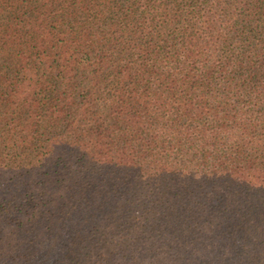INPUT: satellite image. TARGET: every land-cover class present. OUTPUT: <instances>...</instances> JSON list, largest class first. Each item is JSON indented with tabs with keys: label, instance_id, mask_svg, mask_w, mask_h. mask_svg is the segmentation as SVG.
<instances>
[{
	"label": "trees",
	"instance_id": "obj_1",
	"mask_svg": "<svg viewBox=\"0 0 264 264\" xmlns=\"http://www.w3.org/2000/svg\"><path fill=\"white\" fill-rule=\"evenodd\" d=\"M1 232L264 264V0H0Z\"/></svg>",
	"mask_w": 264,
	"mask_h": 264
},
{
	"label": "rangeland",
	"instance_id": "obj_2",
	"mask_svg": "<svg viewBox=\"0 0 264 264\" xmlns=\"http://www.w3.org/2000/svg\"><path fill=\"white\" fill-rule=\"evenodd\" d=\"M2 197H3V195H2ZM3 234H4V232L0 233V249L3 252L5 250L6 253H11V252L14 253L15 251H13V250H17L16 252H18V253H17V257L12 259V260L5 259V256H4V258L0 257V264H19L20 261L22 262V260H25V259H27V261L24 264H27V263L29 264L31 261V259H29V258H32V256H36L37 253L39 254V257L37 259L43 261V263H46V264L49 263L50 264V260H51L52 264L56 263L55 258H57L58 255L54 251L39 252V249H43L42 246L45 244H41L42 246L40 247L36 243L37 240L34 237V235L32 237V242L29 243L28 241L30 240V238L24 237L25 234L15 235L16 232H14L10 235H7V236H6L7 232H5L4 236H3ZM9 240L11 241V243ZM43 240H44V238H43ZM212 241L213 240H211V238L209 240L206 239L205 241H203L205 243H204V246L202 245L200 247L201 250H205L207 252L212 250L211 249V248H213V246H212L213 242ZM46 246L51 247V249H55V245L50 246L47 244ZM216 247H217V245H216ZM225 248L221 247V249H219V250L221 252L228 251V249H225ZM219 250L217 252H220ZM207 258H208V256H207ZM213 259H215V258H213ZM146 261H148L147 258H146ZM215 263H216L215 261L214 262L209 261L207 264H215ZM136 264H142V263L140 261H138ZM144 264H145V262H144Z\"/></svg>",
	"mask_w": 264,
	"mask_h": 264
}]
</instances>
